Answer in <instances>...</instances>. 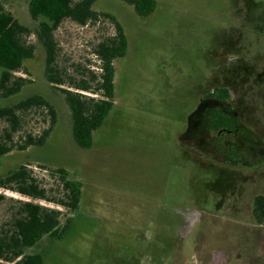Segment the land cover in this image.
<instances>
[{
	"label": "rangeland",
	"instance_id": "1",
	"mask_svg": "<svg viewBox=\"0 0 264 264\" xmlns=\"http://www.w3.org/2000/svg\"><path fill=\"white\" fill-rule=\"evenodd\" d=\"M10 9L26 23L24 8ZM94 9L116 17L128 51L114 62V105L93 133L92 147L74 143L60 90L67 86L46 81L45 54L35 36L28 75L17 74L31 83L8 102L41 95L57 123L44 146L0 157V178L27 164L53 195L58 169L82 184L73 215L57 208L62 227L71 219L65 237H46L29 253H42L44 264H264V222L254 215L255 197L264 196V64L253 65L264 57V0H156L148 18L121 0H98ZM114 33L108 20L85 27L65 21L56 32L58 67L76 82L88 80V71L100 73L94 49ZM232 64L239 83L225 72ZM220 86L231 91L243 129L253 126L259 134L254 144L227 133L232 127L221 110L203 148L185 138L192 135L186 133L190 115ZM49 121L43 110L24 116L14 140L39 136ZM239 146L242 153L232 150ZM252 146L258 153L245 152ZM0 194L27 200L2 188Z\"/></svg>",
	"mask_w": 264,
	"mask_h": 264
},
{
	"label": "trees",
	"instance_id": "2",
	"mask_svg": "<svg viewBox=\"0 0 264 264\" xmlns=\"http://www.w3.org/2000/svg\"><path fill=\"white\" fill-rule=\"evenodd\" d=\"M18 1L23 4L19 5ZM97 1L0 0V101L11 102L31 83L17 74L28 75L26 64L36 57V45L30 41L35 36L45 54L46 81L55 88L67 86L60 90L70 111L72 139L82 150L92 147L93 133L104 125L113 108L114 62L124 58L128 51V39L122 25L114 15L96 11L94 5ZM121 1L132 6L141 18H148L156 8V0ZM15 4L20 9L24 8L26 23L10 9ZM67 20L80 27L108 20L115 27L114 35L99 42L94 49L101 71L97 74L88 71V80L82 78L76 82L58 67L56 32ZM66 78H69V83ZM204 99H218L228 104L230 92L225 87L215 88ZM42 110L50 117L48 127L39 136L27 134L20 143L16 142L14 136L20 132L23 117ZM200 112L201 108L198 107L190 115L186 133L193 134L195 127L200 125ZM1 123L6 125L0 135V157H3L15 149L24 151L30 147L44 146L56 126L57 118L54 107L46 98L33 95L14 104L0 105ZM55 173L59 180L56 195L50 192L52 189L47 190L42 186L27 164L0 178V188L27 198L16 199L0 194V211L5 207L4 213L0 212V264H44L42 253L32 254L29 251L46 237L52 241L65 237L71 219L68 218L62 227L63 213L57 208H63L73 215L79 209L82 184L71 179L65 169H58ZM42 202L55 207L43 205ZM254 215L259 223L264 222L262 195L254 199Z\"/></svg>",
	"mask_w": 264,
	"mask_h": 264
},
{
	"label": "flooded vegetation",
	"instance_id": "3",
	"mask_svg": "<svg viewBox=\"0 0 264 264\" xmlns=\"http://www.w3.org/2000/svg\"><path fill=\"white\" fill-rule=\"evenodd\" d=\"M255 59H256V61L254 62L253 65H256L258 68H261L260 65L264 64V57L263 58H255ZM234 60H236V59H234ZM225 70H226L225 72L229 71L228 75H230V82L232 84H235L237 82L239 83L238 78H240V73H239V68L237 67V65L233 66V64H232L228 69H225ZM237 74H239V77L237 76ZM254 75H256V74L254 73ZM253 80L255 82L259 81V79H257V77H255V79H253ZM260 80H261V83L264 82V79H260ZM256 84H257L256 87L258 85H261L259 82ZM250 86H251V84H250ZM246 87H248V86H245L242 88L245 89ZM216 88H219V87H216ZM225 88H227V87H225ZM242 88H240L239 90H241ZM214 90H215V88L213 89V91ZM229 92H230V99L227 101L228 104H225L218 99H207V100H205L203 98L201 100V102L203 104L199 107V108H201V112H200L201 119H199L200 125L195 127V130H194L193 134L191 133L192 134L191 136H189V135L185 136L186 139L188 138L190 141L192 140L195 143H199L200 147H202V148L204 147V145L206 143L208 144L212 140L211 136L213 134V132H212L213 130L211 128V124L213 121V117L217 112H220V110L224 113V115H226V118L232 127V130L228 131L227 133L230 135L236 133L238 135V136H236V138H238L237 140L239 142H240V140L242 141V139H240V138H246L249 141H251V143L254 144V140L261 139L259 134L254 130L253 126L248 127V128L246 127L245 129H243L242 125L239 123V119H240V117H239L240 114H239V109H238L239 106H236V105L232 106L231 105V103H232L231 91L229 90ZM207 94H205V96ZM237 105H238V103H237ZM221 133H222V131L219 132V134H221ZM233 139H235V138H233ZM233 139L231 141H233ZM228 141H230V140H228ZM225 144H227V143H225ZM262 145H263V148H260V150L264 151V143ZM252 147L247 149L245 152H249L251 154L253 151L254 152L256 151L258 153L256 147H254V146H252ZM232 150H234L237 153H239V152L242 153L240 146L234 147V148H232ZM237 153H236V155H238ZM259 196H261V195H259Z\"/></svg>",
	"mask_w": 264,
	"mask_h": 264
}]
</instances>
